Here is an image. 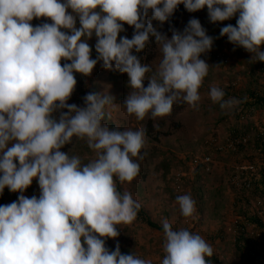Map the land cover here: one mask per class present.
Masks as SVG:
<instances>
[{
    "label": "clouds",
    "instance_id": "clouds-1",
    "mask_svg": "<svg viewBox=\"0 0 264 264\" xmlns=\"http://www.w3.org/2000/svg\"><path fill=\"white\" fill-rule=\"evenodd\" d=\"M180 4L189 12L207 6L213 23L238 14L236 26L222 27L220 36L252 53L251 63L264 61V0H0V194L6 187L21 193L0 205V264H152L122 254L119 243L114 251L106 247L107 238L119 236L117 226L131 225L141 208L118 183L140 175L146 129L111 127L116 103L108 91L86 94L83 107L68 101L75 73L91 76L102 61L128 75L122 104L137 121L170 116L178 103L198 110L210 68L201 54L211 51L214 38L197 18L182 32L171 29L170 38L152 24L167 22ZM38 18L51 23L33 26ZM125 24L134 27L132 38L120 36ZM150 37L160 53L155 69L133 54ZM208 94L225 115L243 102L226 99L217 86ZM74 139L93 151L88 163L61 150ZM34 179L40 195L29 198L23 193ZM174 204L185 219L196 218L190 194L177 195ZM161 223L162 264H210L214 249L205 238Z\"/></svg>",
    "mask_w": 264,
    "mask_h": 264
},
{
    "label": "rangeland",
    "instance_id": "rangeland-1",
    "mask_svg": "<svg viewBox=\"0 0 264 264\" xmlns=\"http://www.w3.org/2000/svg\"><path fill=\"white\" fill-rule=\"evenodd\" d=\"M192 18L199 19L207 34L214 38L211 51L201 54V59L210 68L199 90L201 100L198 110L187 103H178L174 104L170 116L155 121H137L134 116L126 114L122 104L130 91L128 75L103 68L102 61L97 63L91 76L75 73L77 85L68 103L83 107L82 98L86 94L110 92L116 103L112 110L113 119L107 121L110 126L134 130L143 127L148 131L147 146L142 149V153L146 152L147 155L141 162L140 175L130 184L118 183L121 191H129L160 226L161 221L167 219L174 230L182 227L201 235L212 246L214 256L221 264H245L235 247V239L241 233L257 241L264 237V229L251 220L255 214L264 219V198L259 196L253 185H249L254 176L259 178L260 169H264V155L259 150L261 140L257 138V133H264V104L245 105L243 108L242 105L250 100L249 95L253 90L264 94V61L251 63L252 53L229 42L227 36H220L222 27L228 24L236 26L238 14L229 20L213 23L209 19L207 6L189 12L180 4L167 22L161 24L152 20V24L170 38L171 29L182 32ZM44 22L51 23L48 18L34 19L31 23L35 26ZM124 27L126 31L121 32L120 36L132 38L134 27L127 24ZM151 38L142 52L133 50V54L155 69L160 61V53L155 38ZM88 43L95 59L96 37L93 36ZM215 54L219 55L220 60H216ZM65 62L70 61H62ZM144 84L147 87L149 81L146 79ZM212 86L224 89L226 99L235 97L243 102L232 114H223L219 105L209 97ZM155 124L159 130L154 127ZM242 134L245 135L247 149L238 154L227 153L228 143L239 140ZM61 150H70V156H80L82 163L94 158L93 151L80 140L74 139L73 144L65 145ZM205 156H209V161L202 163ZM195 159L198 161L195 162ZM248 166H252L254 174L247 171L251 170ZM6 191L4 205L17 201L21 194L8 188ZM182 194H190L196 201L195 219H185L175 206V197ZM23 195L39 197L40 188L36 179ZM120 227L117 226L118 237L106 239V247L110 251H114L119 243L122 254H135L141 259L151 260L152 264H162L165 255L163 230L148 226L138 217L131 225ZM242 227H245V231Z\"/></svg>",
    "mask_w": 264,
    "mask_h": 264
},
{
    "label": "trees",
    "instance_id": "trees-1",
    "mask_svg": "<svg viewBox=\"0 0 264 264\" xmlns=\"http://www.w3.org/2000/svg\"><path fill=\"white\" fill-rule=\"evenodd\" d=\"M171 22L173 23V19L171 20ZM176 22V20H174V23ZM150 39H152L150 37ZM151 41V40H150ZM81 90V89H80ZM250 100L244 101L243 106L245 105H255V104H264V94L262 92H258V90H253L250 95ZM146 133H148L147 129H146ZM246 133V132H244ZM262 133V134H261ZM243 136L245 135H241L239 136L240 141L238 143L235 144V148H229L227 149V153H242L244 150L247 149L248 146L247 142H243L241 139L243 138ZM257 138L258 141L261 140L260 143V147L259 150L262 151V154L264 155V140H262L264 138V133L263 132H259L257 133ZM249 141V140H248ZM262 167V165L260 166ZM249 171V173L254 174L255 171H253V169L251 170H247ZM260 175L259 178L256 179L255 176L252 179V182H250L249 185H253L254 189L257 190V193L259 194V196H262V198H264V169H260ZM119 190L121 191V188L118 186ZM7 187L4 189V192L2 194H0V205H4V195L5 193H7L6 191ZM122 192V191H121ZM137 217L142 220L143 222H145L148 226L152 227V228H156L159 230H163L162 226H160L159 224H157L156 222H154L149 214L147 213V211L141 206ZM251 220L258 226L264 229V219L261 218L260 215L255 214L254 216H252ZM242 230L245 231V227H242ZM245 235V237H243ZM235 247L237 249V251L239 252L240 256L244 259L245 264H264V237L261 238V240H254L253 238H251L250 236H247V234H243L241 233L236 239H235ZM206 259L210 262V264H221L220 260L216 257V256H212V257H206Z\"/></svg>",
    "mask_w": 264,
    "mask_h": 264
},
{
    "label": "built area",
    "instance_id": "built-area-1",
    "mask_svg": "<svg viewBox=\"0 0 264 264\" xmlns=\"http://www.w3.org/2000/svg\"><path fill=\"white\" fill-rule=\"evenodd\" d=\"M216 55V60L219 58V55H217V54H215ZM218 60H220V58L218 59ZM243 142H245L246 141V138L245 137H243L242 139H241ZM240 141V139L239 140H231L229 143H228V148H235V144L236 143H238ZM195 162H197L198 160L197 159H195L194 160ZM207 161H209V156H205L203 159H202V163H206ZM249 167V169H252V166H248ZM242 169H247V167H243Z\"/></svg>",
    "mask_w": 264,
    "mask_h": 264
}]
</instances>
